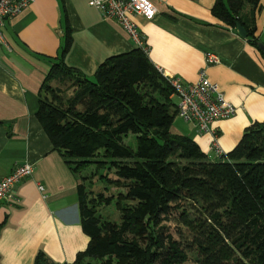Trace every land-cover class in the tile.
<instances>
[{"label":"trees","instance_id":"obj_1","mask_svg":"<svg viewBox=\"0 0 264 264\" xmlns=\"http://www.w3.org/2000/svg\"><path fill=\"white\" fill-rule=\"evenodd\" d=\"M257 3L214 0L211 11L239 23L257 48ZM65 24L34 115L76 175L79 224L88 239L70 262L38 250L31 264H181L188 251L193 264H264V119L211 160L190 136L170 131L173 88L146 52L135 46L110 54L86 75L63 60L71 41ZM95 175L104 190H121L87 188ZM111 202L118 221L98 213ZM172 215L183 240L167 229Z\"/></svg>","mask_w":264,"mask_h":264},{"label":"crops","instance_id":"obj_2","mask_svg":"<svg viewBox=\"0 0 264 264\" xmlns=\"http://www.w3.org/2000/svg\"><path fill=\"white\" fill-rule=\"evenodd\" d=\"M150 1L156 7L152 18L133 16L149 60L183 82L196 80L198 70L204 69L217 83L234 112L214 119L210 129L222 151H228L247 125L264 119L263 55L235 25L211 11L214 0ZM253 15L254 36L264 43V0H258ZM65 23L71 41L63 60L86 75L108 55L136 46L114 18L101 16L86 0H33L5 18L0 42V177L23 162L30 163L31 172L14 183L15 202L0 200V264H31L38 250L53 261L70 262L88 239L79 224L76 175L34 115L39 85L59 53ZM208 53L217 60L206 62ZM170 131L190 136L209 159L217 158L208 131L177 115Z\"/></svg>","mask_w":264,"mask_h":264},{"label":"built area","instance_id":"obj_3","mask_svg":"<svg viewBox=\"0 0 264 264\" xmlns=\"http://www.w3.org/2000/svg\"><path fill=\"white\" fill-rule=\"evenodd\" d=\"M33 0H0V42H4L1 28L4 20L19 13ZM103 17H112L132 38L134 44L147 53V46L140 38L134 15L150 19L156 12L155 5L150 0H86ZM212 53L206 55V62L216 61ZM173 88L176 98V115L184 121L194 123L199 131L211 134L210 146L216 156L223 153L215 140V133L210 129V123L217 118H223L234 112L233 104L224 97L217 83L207 78L204 69L198 70L196 80L183 82L174 75H165ZM31 165L28 162L17 164L10 172L0 177V200L15 202L16 195L13 185L20 178L29 175ZM41 188V186H38Z\"/></svg>","mask_w":264,"mask_h":264},{"label":"rangeland","instance_id":"obj_4","mask_svg":"<svg viewBox=\"0 0 264 264\" xmlns=\"http://www.w3.org/2000/svg\"><path fill=\"white\" fill-rule=\"evenodd\" d=\"M125 142L127 143H130L132 142L131 144H133V140H132V135H128L127 137L124 138ZM93 165L92 166H87L85 167L84 169L81 170V173L82 174H85V173H88L90 170H92L93 168ZM102 170V169H100ZM103 172L105 170H102ZM97 175H95L94 177H92L91 179V183L86 181V187L87 188H90L92 187L94 190H98V189H103V186H105V184L103 183V181L101 180H98ZM90 186V187H89ZM117 190H121L120 187H115V186H112V185H108L106 186L105 188V192L106 194H109V193H115V191ZM98 213L100 214V216L102 218H108V219H111V220H115V221H118V218H119V211L115 208L113 202L109 203V204H101L99 207H98ZM166 226H167V229L169 231H171V233L173 234V237L175 238H178L180 240H183V230H182V236L180 235V232H178L176 229V227H179L178 226V221L176 219L175 216H170L167 220L164 221ZM195 253L194 251H188L187 252V259L181 263V264H193L194 263V256Z\"/></svg>","mask_w":264,"mask_h":264},{"label":"water","instance_id":"obj_5","mask_svg":"<svg viewBox=\"0 0 264 264\" xmlns=\"http://www.w3.org/2000/svg\"><path fill=\"white\" fill-rule=\"evenodd\" d=\"M235 28H236L237 33L240 36H245L246 35L245 29L239 23L235 24ZM256 45H257V48L260 50L261 54L264 57V43H262L261 41L258 40V41H256Z\"/></svg>","mask_w":264,"mask_h":264}]
</instances>
